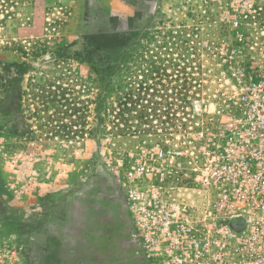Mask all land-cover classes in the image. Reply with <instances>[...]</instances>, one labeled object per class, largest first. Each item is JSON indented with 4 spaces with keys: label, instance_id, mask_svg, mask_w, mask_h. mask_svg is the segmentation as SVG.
<instances>
[{
    "label": "rangeland",
    "instance_id": "obj_1",
    "mask_svg": "<svg viewBox=\"0 0 264 264\" xmlns=\"http://www.w3.org/2000/svg\"><path fill=\"white\" fill-rule=\"evenodd\" d=\"M250 2L264 22V0H0V180L28 185L20 206L34 230V263L142 264L128 245L127 212L106 163L169 132L215 130L219 116L209 111L229 86L221 54L236 46L227 13ZM248 28L253 42L256 30ZM113 31H134L137 41L127 66L109 77L104 53L86 35ZM263 51L249 48L232 60L257 65ZM104 86L113 113L124 114V97L135 102L128 124L107 119L114 134L106 137L96 109ZM19 103V116L6 110ZM142 109L160 116L140 124L134 115Z\"/></svg>",
    "mask_w": 264,
    "mask_h": 264
},
{
    "label": "built area",
    "instance_id": "obj_2",
    "mask_svg": "<svg viewBox=\"0 0 264 264\" xmlns=\"http://www.w3.org/2000/svg\"><path fill=\"white\" fill-rule=\"evenodd\" d=\"M229 9L236 46L221 54L229 86L209 111L219 116L215 130L169 132L106 163L127 212L128 245L142 264H264V51L257 65L232 60L264 48V22L252 2ZM244 26L256 30L253 42ZM4 188L8 204L21 208L27 183L12 179ZM2 218L0 264H38L26 213L17 224Z\"/></svg>",
    "mask_w": 264,
    "mask_h": 264
},
{
    "label": "trees",
    "instance_id": "obj_3",
    "mask_svg": "<svg viewBox=\"0 0 264 264\" xmlns=\"http://www.w3.org/2000/svg\"><path fill=\"white\" fill-rule=\"evenodd\" d=\"M136 33L134 31H113V32H101V33H94V34H87L86 35V41L88 43L89 47L94 48L98 52L104 53V57H100L102 60V71L105 75L112 77V74H116L121 67L127 66V61L129 59L126 58L127 54H129L130 47L133 46V44L137 41L135 39ZM110 56L116 57V60L113 59H107ZM84 61L91 63L89 58H85ZM107 76H102L101 80L105 81ZM110 86H104L103 92L101 93V100L99 101V104L97 106V113L100 118V124L102 127V131L100 132L102 137H106L108 134L113 133V131L108 130L107 126L109 122H107V119H109L110 123L112 120L110 118H120L123 117L124 121L126 124H128V121H130L129 116L126 112L133 109L128 107V103H131L132 101L131 98L124 97L125 101L120 102V105H123L124 110L122 113L126 114H119V113H113L114 110H112L109 106L106 107L107 104V98L109 93L111 92ZM18 98L17 96H15ZM135 103V102H132ZM133 105V104H132ZM136 105V104H134ZM21 106V103H19L18 106H8L6 108L7 111H12L15 110L17 112ZM134 110V109H133ZM166 111L168 114L171 113L170 109L167 108ZM18 116H19V111H18ZM134 116H138L140 124H146L149 123V121H152L154 118H158L160 115L155 113V114H150L145 112L144 109L140 110L137 112ZM22 117V116H20ZM152 119H151V118ZM114 122V120H113ZM130 130V129H127ZM124 131V130H122ZM141 131L142 133L145 132L146 130L142 129H134L133 132H138ZM18 132V130H16ZM98 132H92V134H95ZM4 181L0 180V216L7 221L8 223L11 224H17L21 221L23 218V215L26 213L25 209L22 208H17L15 206H11L8 204V202L5 200V198L9 197V194L6 192L4 188ZM24 223V222H23ZM27 224V223H26ZM52 261L48 260L47 264H50Z\"/></svg>",
    "mask_w": 264,
    "mask_h": 264
},
{
    "label": "crops",
    "instance_id": "obj_4",
    "mask_svg": "<svg viewBox=\"0 0 264 264\" xmlns=\"http://www.w3.org/2000/svg\"><path fill=\"white\" fill-rule=\"evenodd\" d=\"M53 184H54V183H53ZM53 184H52V185H53ZM50 185H51V184H50ZM100 255L102 256V254H100ZM96 263L99 264L100 262L98 261V262H96Z\"/></svg>",
    "mask_w": 264,
    "mask_h": 264
}]
</instances>
